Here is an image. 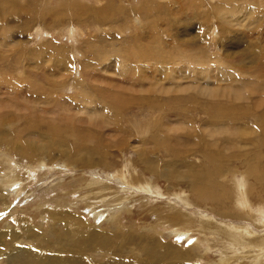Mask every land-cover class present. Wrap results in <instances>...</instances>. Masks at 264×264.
<instances>
[{"label": "rangeland", "instance_id": "1", "mask_svg": "<svg viewBox=\"0 0 264 264\" xmlns=\"http://www.w3.org/2000/svg\"><path fill=\"white\" fill-rule=\"evenodd\" d=\"M16 1L19 9H31L34 19L23 33L10 37L6 30L16 23L9 16L14 8L0 12V132L9 133L11 145L33 142L47 149L25 164L0 141L1 169L6 174L19 171L25 178L22 185L10 187L6 203L0 201V232L24 216L42 240L49 223L45 210L69 211L101 232L120 227L158 235L166 244L189 251V264H264V259H253L264 255V216H258L263 207L244 210L236 205L235 195L239 180L246 183L249 204L258 207L264 200V182H256L264 180V140L259 143L264 129L259 115L243 113L235 120L217 115L231 100L236 107L255 105L257 114L262 111L256 103L264 106V65L256 60L264 52V0H124V7L104 24L72 16L62 21L70 5L64 0H40L33 8H23L25 0ZM94 1L83 3L102 8V2ZM157 6L170 10L173 21H166V12L156 11ZM169 25L179 32L173 34ZM159 33L158 41L154 38ZM149 47L162 54L152 49L150 59L128 61L137 49ZM119 91L121 98L136 99L117 116L120 112L112 113L104 100ZM142 97L156 100L155 106L143 104ZM53 126L60 128L54 137ZM245 134L248 141L243 144ZM95 147L99 150L93 158L102 160L101 167L78 164ZM207 150L226 155V161L211 164L200 152ZM151 164L185 176H211L213 186L209 180L208 186L215 197L198 203L189 184L171 185L151 175L146 171ZM218 166L223 167L218 173L222 177H215ZM252 166L261 179L251 175ZM85 180L93 186L85 187ZM150 183L153 189L147 188ZM173 211L183 213L188 222L165 221ZM206 222L216 226L206 227ZM234 227L248 231L237 235ZM19 236L9 247L12 256L39 252V241L25 233ZM97 256L92 253L87 259Z\"/></svg>", "mask_w": 264, "mask_h": 264}, {"label": "bare ground", "instance_id": "2", "mask_svg": "<svg viewBox=\"0 0 264 264\" xmlns=\"http://www.w3.org/2000/svg\"><path fill=\"white\" fill-rule=\"evenodd\" d=\"M25 1L27 4L26 6L24 5L23 8L25 7L28 8L29 6L30 8H33L35 4H37L40 0H25ZM64 1H67V3L70 5L68 7L67 13H62L63 15V17L61 18L62 21H64L66 16H70V17L72 16L73 20L75 19L78 20L79 18L83 17L87 20L94 19L96 23L104 24V23H107V19L110 20V17L114 16L116 9H121L124 7V6L122 7V2L124 3V0H96L94 1L96 3L99 2V4L100 2H102V8L100 6H98L99 8H97V7H89L87 5H84L83 0H64ZM147 4L149 5L148 8L150 9V11L153 12L154 6L152 5V1H148ZM18 5L19 4L16 0L0 1L1 14L4 12V11L2 12L1 10L5 7L14 8V9L10 8L11 15L9 16L11 17L15 16L13 19H15L16 23H12L11 26H8L9 27L8 30H6L7 26L5 25V30L8 36H10L11 34H15V33L16 34L23 33L26 27L29 26L32 23V20L34 19L33 14H30L31 9H26L23 11V9H19ZM94 6H97V5L94 4ZM155 10L160 11V12L161 11L166 12L167 14L166 18L169 19V20L167 19L166 21L168 22L173 21L172 20L173 18L171 16H168L171 13L170 10L169 11L162 10L159 8V6H157V8L155 7ZM25 13H26V16L23 18V14ZM10 18H6V20L5 21L3 20V21L8 22ZM148 28L151 30L154 27L148 26ZM169 28H170V25H169ZM170 30H173V34H177L179 32L176 29L170 28ZM75 32L74 31L72 32L73 36ZM160 36L161 34L159 33L158 36L154 39L159 41ZM166 37L167 36H165V39ZM148 45L149 46L153 45V41L151 40V43H148ZM102 49L104 50V48H101V50ZM152 49L158 50V53H160L159 52L160 49L156 47L154 48L149 47L146 50L144 49V51L141 49H137L134 54L129 56L128 61L132 62L131 58L150 59L152 57L150 54L152 51H154ZM13 50H15V48ZM161 54L162 53H160L159 55ZM105 55H108V53H106ZM164 57L165 56L161 57V59H163ZM202 61L204 60L203 59L199 60V62H202ZM256 61H257L256 63L261 62V64L264 65V52L263 51H261L258 54V59ZM138 64L140 63L138 62ZM162 66H166V65L162 64ZM1 82L3 83L4 81H2L1 79ZM33 83L36 84L37 82H33ZM49 93H52V88ZM110 94L111 93L106 94V96H108L107 99L106 98L105 100L103 98L102 99L106 103H109L108 106L111 108L110 110L112 111V113L114 111L116 115L120 112L117 116L121 115L124 108L128 106L132 101H134V99H136L129 95H126L125 97L121 98L122 91L116 92L117 96H112ZM235 94L237 96L243 95L240 92H237ZM242 97H244V95ZM242 97H239V98H242ZM142 98H145V101H143V104H147L149 107L155 106L156 100H153L150 97H142ZM138 100H139V97H138ZM234 101L235 100H231L228 107L219 109L217 115H219L220 117H228L230 120H235L237 118H240L243 115V113L247 116H254V114L259 115L258 121L261 123L260 128L264 129V106L263 105L261 104L259 105L256 103L259 109L262 108V111H259V113L257 114L255 111V108H256L255 105H247L246 108L244 107L240 108L232 104ZM230 124H233V123L231 122ZM59 129H60L59 127H54V126L50 127V133L52 134L53 137L56 136V133L60 131ZM262 132H264V130H262ZM241 139L243 141V144L247 143L248 141L247 134L241 137ZM9 140H10L9 133L0 132V141L2 143H6L11 150L16 151V155L20 163L29 164L35 161L37 157L39 156V154H41L42 152H45L47 149V146L43 147L33 142H28L25 144V146L11 145V143H9ZM263 140H264V137L260 139L259 143L262 144ZM193 141L195 142V144H198L199 138H194ZM100 143H98V145ZM106 146H109V145H106ZM196 148H197V145L192 146V149H190L189 151L196 150ZM92 149L93 151H89L85 154L86 157L81 158L80 160L77 161L78 164H80L82 167L84 166V168L85 167H88V168L101 167L102 162L100 161L102 160L99 158L98 160L93 158V156L98 153L97 150H99V148L95 147ZM200 152L202 153L203 156H205L207 161H209L211 164H215L216 162H218V160L220 161V164H222L227 159L226 155H219L210 150L200 151ZM228 155H231L229 158L242 157L241 155H238V154H235V155L228 154ZM171 156L175 157V154L172 153ZM139 159L140 161L143 160L142 157ZM14 161L16 162V160ZM17 167L22 168L26 171V169L28 168V165L27 166L17 165ZM1 168L2 167H0V201H2L1 202L2 204V203H6V201L9 198L10 187H12V185L14 186L17 184L22 185L21 181H23L24 176L19 171H15L13 174H9V172L8 174H6V172L4 173L3 169ZM222 169H223L222 166H218L216 168L215 177L219 175H221V177L223 176L224 173L218 174ZM167 170H168V173H165ZM146 171H148L151 175L157 174L160 178L166 180L171 185L175 183L178 185L181 183L189 184L191 186L190 187L191 195L193 196V198L196 199L198 203L202 201H207V199H213L215 197V194H213V191H211V187H210L211 185L213 186L211 176L207 174H203L199 172H192L191 174L185 176V174L183 172H180L179 170H174L173 172V170H171L170 168L169 169L167 168L158 169L156 165L154 164H151L150 166H148L146 168ZM161 172L163 173L161 174ZM251 175L254 177H259L260 179L262 177L258 168L255 166L251 167ZM208 180L210 181V184H211L209 186H208ZM85 181H86V185L83 183H80L79 185H85V187H88V188L93 186L92 181H87V180ZM256 182L259 184H262L264 180L260 182V180L257 179ZM147 185H148L147 186L148 188L149 185L151 186V183ZM149 188L153 189L152 186ZM254 191L255 189L251 188L252 194ZM245 192H246V183L241 184L239 180H237V185L235 187V195L237 198L236 205H238V207H242V209L244 210L253 209V208L256 210V209L263 207V210L258 211V216L259 217H261V215L264 216V200L259 202V206L256 207L253 204L252 200H251L252 203L249 204V200L247 199ZM235 211H236V215H238L240 213V208H236ZM45 213L47 216L46 221L49 223H48V230L46 232L47 234L44 233L46 235L45 236L42 235V240L39 238L38 235L32 232L33 223H31V221L24 216H19L18 218L16 217V219H14L15 226H13V228L11 227L6 231L0 232V264H189L186 262H190L189 260L193 259L191 258V254L189 251L184 252L181 248L174 246L172 243L166 244V242H164L161 239V237H159L158 235L156 236L155 235H145V234H141L136 231L121 230L120 227L112 228L106 232H101L99 230H96L95 228H91L83 216L81 217L77 216V214L71 213L69 211L67 212L59 211L58 212L56 210H45L44 214ZM250 217H252V213H250ZM185 218L186 216L183 215V213L173 211L172 216L165 217L164 220L167 222L171 221L172 224L178 225L180 222H183V223L188 222L187 220H185ZM206 223H207L205 225L206 227L208 226V227L214 228L216 226L213 223H208V222ZM87 224L91 229L87 228L88 227ZM234 228H235V232L237 235L247 233L248 231L247 229H243V228H238V227H234ZM21 233H25L27 234L29 238H33L34 240L39 241L40 245L38 247V251H39L38 253H36L35 255L18 256L17 259L20 261L17 262V259L14 256H12V254L10 253L9 247H13L16 244V242L20 238L19 234L21 235ZM232 233L234 234V232ZM242 238L243 237H240V239ZM121 239L124 241V244L121 241L119 242V240ZM258 245H263V244H258ZM230 246L232 247L233 244H230ZM31 250L32 249H26L28 253H31ZM92 253L97 254L98 259H96L97 257H94L93 260L91 259L88 260L87 258ZM261 253L257 254L256 257H254L253 259L256 260L257 257H258L257 260L259 261L264 259V255ZM108 254H112V255H109L111 256L110 258L106 257ZM192 256L194 255L192 254ZM253 263H254L253 261L252 263L245 262V264H253Z\"/></svg>", "mask_w": 264, "mask_h": 264}]
</instances>
